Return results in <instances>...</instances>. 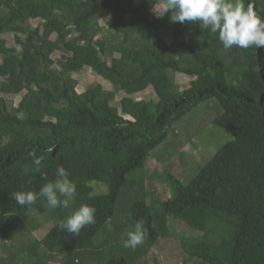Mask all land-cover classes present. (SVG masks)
I'll return each instance as SVG.
<instances>
[{
  "label": "trees",
  "instance_id": "1",
  "mask_svg": "<svg viewBox=\"0 0 264 264\" xmlns=\"http://www.w3.org/2000/svg\"><path fill=\"white\" fill-rule=\"evenodd\" d=\"M244 3L264 18V0ZM156 4L0 0V135L7 138L0 143V244L9 252L0 264H22V255L30 264H158L148 255L168 237L170 219L201 234L181 241L187 260L264 264V48L226 51L218 33L173 23L169 15L156 18ZM6 29L21 51L4 45ZM54 52L61 56L51 60ZM83 70L109 82L122 95L121 108L100 85L78 93L75 75ZM177 74L195 83L182 87ZM150 88L158 97L153 106L132 97ZM200 109L260 131L247 139L225 126L232 140L185 181L157 168L147 175L150 161L181 154ZM79 120L86 126L79 128ZM30 152L44 158L40 172L32 171ZM61 165L77 185L69 209H50L44 198L16 204V191H38ZM153 181L163 182L170 196H159ZM93 182L106 192L94 193ZM81 204L96 208V223L72 236L58 224ZM51 210L47 235L15 248L24 219L33 215L28 224L36 230ZM141 219L144 243L124 248Z\"/></svg>",
  "mask_w": 264,
  "mask_h": 264
},
{
  "label": "rangeland",
  "instance_id": "2",
  "mask_svg": "<svg viewBox=\"0 0 264 264\" xmlns=\"http://www.w3.org/2000/svg\"><path fill=\"white\" fill-rule=\"evenodd\" d=\"M137 1L141 2L142 0ZM38 23V21H33L32 25L35 26ZM20 37L23 40L26 38V36L24 35H20ZM55 39L56 35L53 36V40ZM15 40L16 34L6 29L4 31V34L2 35V41L4 42V45H6L8 48L18 49L19 51H21L20 45H18ZM167 42L170 43L171 39L167 38ZM48 56L51 60H56V58H59L61 54L59 52H54L52 55L49 54ZM75 79L77 80L76 91L78 93H83L89 88L100 85L103 89L111 91L110 98L112 105L121 108L122 95L114 94L113 86L109 82H106L101 76L95 74L91 70H83L82 72H79L75 75ZM0 81H2L1 77ZM176 81L179 84H182V87H187L195 83V78L177 74ZM132 97L135 100H145L150 106H153L154 103L158 101L157 95L151 88ZM20 100L21 98L17 96L15 98V103H18ZM200 112L201 113L198 114L197 117L194 116L196 119L193 121L196 123L188 129V139L185 143H183L184 146L182 148L181 154L169 157L166 162H156L155 160L150 161L147 164V169L145 171L147 175L148 173H153V168H157L161 172L165 170L176 178L185 181L189 176L197 171L196 169L199 165L207 164V161L212 158L221 149V147L232 140L233 134L226 132V130L224 129L225 126L231 128L235 135L239 134L247 139L251 138L252 134L260 131L255 127H243L237 119L226 116V114L221 113L218 116V114H216L212 109H200ZM184 123L185 122H183L182 124L174 125V129L178 131L179 129H181V127H183ZM77 126L79 128H82L85 127L86 124L84 121L79 120L77 122ZM6 142L7 138L0 135V143L4 145L6 144ZM198 168L200 169V166ZM162 183L163 182L157 183L153 181V185H155L156 188L159 189V196H170L169 189ZM97 184V182L91 183V187H94V193H105L106 187ZM121 201L122 198L118 201L119 206L121 204ZM32 216L33 215H30L26 219H24V227L21 228L14 236L13 242L15 243V248L17 249L20 247V244L26 242L33 236L37 239H43L53 226L55 219L53 210H51L49 214L39 219V222L42 224V226L41 228L36 230L32 229L31 224H28L29 218L31 219ZM168 224L169 235L167 238L159 239L151 248L148 255V257H150V260L152 258H155L158 264H198L197 261L187 260L184 257V253L181 248V241L185 239H197L201 236V234L188 228L186 225L177 220L170 219ZM13 249L14 248H12L10 252L13 253L16 251ZM8 254L9 252L4 248V244H0V259H6ZM21 258L22 259H20V262L22 264H30L29 258L23 257V255Z\"/></svg>",
  "mask_w": 264,
  "mask_h": 264
},
{
  "label": "clouds",
  "instance_id": "3",
  "mask_svg": "<svg viewBox=\"0 0 264 264\" xmlns=\"http://www.w3.org/2000/svg\"><path fill=\"white\" fill-rule=\"evenodd\" d=\"M156 18L169 15L170 21L181 25L198 24L212 33H218V39L224 50L233 47L239 49L264 48V18H261L244 0H157L153 7ZM255 71H261L257 64ZM49 152L53 148L48 149ZM29 155L32 159V171L40 172L44 158ZM43 175V174H42ZM70 173L62 165L58 166L54 180H47L38 191H16L13 198L17 205L32 206L38 199L44 198L50 209H69L76 201L77 185L70 178ZM96 208L81 204L70 215L59 221V228L72 236L79 235L81 230L96 223ZM147 235L145 221H136L126 234L124 248L136 249L142 245Z\"/></svg>",
  "mask_w": 264,
  "mask_h": 264
}]
</instances>
